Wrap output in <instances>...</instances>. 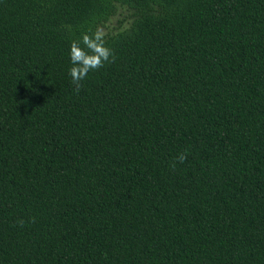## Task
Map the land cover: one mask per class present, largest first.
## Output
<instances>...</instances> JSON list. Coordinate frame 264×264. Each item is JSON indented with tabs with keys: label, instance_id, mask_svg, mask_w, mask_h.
Wrapping results in <instances>:
<instances>
[{
	"label": "trees",
	"instance_id": "16d2710c",
	"mask_svg": "<svg viewBox=\"0 0 264 264\" xmlns=\"http://www.w3.org/2000/svg\"><path fill=\"white\" fill-rule=\"evenodd\" d=\"M0 264H264V0H0Z\"/></svg>",
	"mask_w": 264,
	"mask_h": 264
},
{
	"label": "clouds",
	"instance_id": "9594fccd",
	"mask_svg": "<svg viewBox=\"0 0 264 264\" xmlns=\"http://www.w3.org/2000/svg\"><path fill=\"white\" fill-rule=\"evenodd\" d=\"M106 35L102 27H97L95 30L89 28L70 43L69 59L72 66L68 70V75L77 94L83 87L81 82L90 72L104 67L107 63L115 62L114 52L106 44ZM186 157V152L180 153L171 167L175 169L176 163H183ZM18 223L22 224L23 221Z\"/></svg>",
	"mask_w": 264,
	"mask_h": 264
},
{
	"label": "rangeland",
	"instance_id": "374dc122",
	"mask_svg": "<svg viewBox=\"0 0 264 264\" xmlns=\"http://www.w3.org/2000/svg\"><path fill=\"white\" fill-rule=\"evenodd\" d=\"M125 14L126 12L122 9L119 10L118 13L114 14L109 18V20L105 23L103 29L108 33L115 31L117 28L120 29L123 25H125Z\"/></svg>",
	"mask_w": 264,
	"mask_h": 264
}]
</instances>
